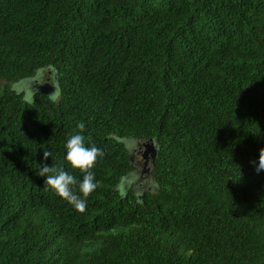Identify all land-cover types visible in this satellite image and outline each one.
Segmentation results:
<instances>
[{"label": "trees", "instance_id": "16d2710c", "mask_svg": "<svg viewBox=\"0 0 264 264\" xmlns=\"http://www.w3.org/2000/svg\"><path fill=\"white\" fill-rule=\"evenodd\" d=\"M49 72L56 99L24 86ZM83 212L39 167L83 173ZM148 142L151 188L117 186ZM264 0H0V264H264ZM153 189V190H150Z\"/></svg>", "mask_w": 264, "mask_h": 264}, {"label": "clouds", "instance_id": "9594fccd", "mask_svg": "<svg viewBox=\"0 0 264 264\" xmlns=\"http://www.w3.org/2000/svg\"><path fill=\"white\" fill-rule=\"evenodd\" d=\"M76 131L70 134L64 144V161L69 168L79 169L83 176L77 178L62 168L53 171L46 161L51 153L43 151V159L39 167V175L43 177V187L54 195L66 200L77 211L83 212L87 204V196L96 186L95 174L91 170L101 149L86 143L83 134L85 124L78 122ZM257 170H264V148L260 149Z\"/></svg>", "mask_w": 264, "mask_h": 264}, {"label": "rangeland", "instance_id": "374dc122", "mask_svg": "<svg viewBox=\"0 0 264 264\" xmlns=\"http://www.w3.org/2000/svg\"><path fill=\"white\" fill-rule=\"evenodd\" d=\"M51 74L49 72H39L37 80H32L30 84L24 86L25 90L19 89L16 85L13 88L23 93V98L29 100L31 98L32 88L35 84H47L49 87L48 96L52 99H56L58 95L57 84L54 79H50ZM153 145L148 142H129L128 151L132 160V170L117 186L120 195L124 194L125 189L129 184L133 183V187L139 192L142 188H151L154 185V178L150 171V157L147 156L148 163L142 157L143 154ZM153 190V189H150Z\"/></svg>", "mask_w": 264, "mask_h": 264}, {"label": "water", "instance_id": "95a60500", "mask_svg": "<svg viewBox=\"0 0 264 264\" xmlns=\"http://www.w3.org/2000/svg\"><path fill=\"white\" fill-rule=\"evenodd\" d=\"M43 92L44 94H48L49 93V89L48 88H44L43 90L39 91L38 93ZM149 155L150 159H153L155 156V152L153 148L148 149L144 154H143V159L147 160V156Z\"/></svg>", "mask_w": 264, "mask_h": 264}, {"label": "flooded vegetation", "instance_id": "af4514ba", "mask_svg": "<svg viewBox=\"0 0 264 264\" xmlns=\"http://www.w3.org/2000/svg\"><path fill=\"white\" fill-rule=\"evenodd\" d=\"M150 161H151V160H150ZM147 163H148V160L145 161V164H147Z\"/></svg>", "mask_w": 264, "mask_h": 264}]
</instances>
